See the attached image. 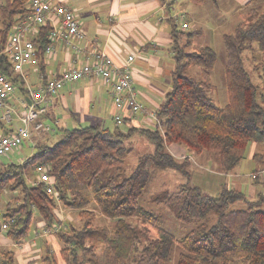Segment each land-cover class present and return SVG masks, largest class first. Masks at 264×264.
Returning <instances> with one entry per match:
<instances>
[{"label":"trees","instance_id":"trees-1","mask_svg":"<svg viewBox=\"0 0 264 264\" xmlns=\"http://www.w3.org/2000/svg\"><path fill=\"white\" fill-rule=\"evenodd\" d=\"M252 2L245 5L244 18L222 35L224 106H218L210 95L215 51L209 45L193 46L194 31L186 32L185 43L179 45L181 33L170 16L175 65L170 88L156 112L159 124L154 129L140 126L127 131L118 127L124 120L112 129L98 124L60 128L54 144H37L38 149L22 163L0 164V199L6 191L18 192L0 207V233L4 231L19 242L36 215L50 226L60 222L57 210L65 207L77 210L79 223L66 218L55 231L63 264H170L175 246L176 264H264L263 196L248 201L242 192L226 186L213 196L189 182L172 192L160 191L157 202L166 204L178 219L194 223L180 238L161 228L159 216L140 203L159 171L169 168L187 174L188 157L173 156L166 149L170 143L185 147L189 153H214L224 172L241 162L250 142L264 143V107L241 55L245 50L252 54L264 84V9ZM28 10L27 0H0V50L16 17ZM51 30L46 22L33 37L43 81L44 48L51 43ZM189 47L192 50L186 52ZM191 64L199 66L198 78L186 72ZM0 70L13 76L20 86L1 53ZM135 133L144 136L153 151L138 156L135 167L125 175L124 155L129 151L125 142ZM253 159L264 164V151L256 152ZM41 163L49 167L60 205L43 185L28 180L30 175L35 177L34 168ZM15 200L20 203L12 206ZM97 214L113 220V225H95ZM132 218L157 228V235L148 236L131 222ZM2 222L7 223L4 230ZM57 263L49 249L40 257V264ZM0 264H14V252L0 249Z\"/></svg>","mask_w":264,"mask_h":264},{"label":"crops","instance_id":"crops-1","mask_svg":"<svg viewBox=\"0 0 264 264\" xmlns=\"http://www.w3.org/2000/svg\"><path fill=\"white\" fill-rule=\"evenodd\" d=\"M58 1L70 7L80 21L85 33L84 44L86 46L89 48L91 45L98 46L105 50L116 63L126 60L129 55L134 56L129 63V68L137 99L148 110L156 112L170 88V73L175 65L173 28L169 27L173 19L169 17L175 12L184 13L188 29L197 35L207 33L205 37H212V34L208 33L215 32L225 21L217 15L216 12L219 11H214L212 14L200 11L201 7H207L206 0ZM208 1H212L214 6H217V0ZM219 1H225L227 6L231 5L232 10L240 14L239 20L244 18L245 5L249 0ZM255 2L256 0L252 4ZM208 39L211 38H206V40ZM70 56L72 55L67 52L61 42H55L54 52L49 58L47 57L46 67L42 73L44 71L46 76L51 77L67 68L71 64ZM49 65L50 68H48ZM26 69L29 74L33 73L38 78L42 76L38 68L36 70L27 65ZM47 108L42 120L51 129L43 131L39 135L31 134L23 141L27 140L28 144L37 146V144H44L45 141L47 143L50 139V132L55 133L60 128H76L93 124L106 127L105 124L112 119L116 111L110 96V85L100 78L79 79L65 85L48 101ZM63 111L66 112L64 115ZM126 114L127 112L124 121L128 122L130 127L149 126L148 121ZM15 118L14 125L18 124L17 115ZM54 123L56 128H54ZM7 125L11 129L14 128V125ZM1 128L3 131H0V135L11 130L6 125H2ZM259 146H261L260 149H264V143L250 142L247 145L244 158L228 172H224L219 167V163L218 166H214L215 170L207 166L204 168L201 163L196 164L197 170L194 172L202 175L206 171L216 177L218 182H215L214 186L215 196L218 195L222 186H226L242 192L246 200L256 201L259 197H264V164H259V161L253 159V155L259 152ZM166 149L178 159L186 156L192 161L194 159L193 155L195 154L189 153L177 143L168 144ZM196 155H202V153H196ZM2 156H0L1 165L4 164ZM26 158H20L19 162L22 163ZM252 175H256V177L253 178ZM236 203L238 206H243L242 201ZM48 227L44 220L37 217L33 231L27 233L19 242L11 240L2 231L0 233V249L14 252V264H40V257L46 249L51 250L53 254L56 247L58 253L60 249L55 233L44 232Z\"/></svg>","mask_w":264,"mask_h":264},{"label":"built area","instance_id":"built-area-1","mask_svg":"<svg viewBox=\"0 0 264 264\" xmlns=\"http://www.w3.org/2000/svg\"><path fill=\"white\" fill-rule=\"evenodd\" d=\"M27 4L28 12L16 17L0 50L1 54L6 55L13 75L18 77L21 86V92L16 96L18 86L13 76L0 70V121L14 125L12 116L14 113H17L18 121L13 129L0 135V156L20 146L31 134L39 135L43 131H49L50 126L42 120V116L48 110V101L65 85L79 79L100 78L110 85L111 100L116 109L112 116L115 125H119L125 119L126 112V115L130 117H136L140 113L146 121L151 120L159 124L156 111L148 110L137 99L129 68L133 55L127 56L121 63H116L105 50L98 46L91 45L90 48L86 46L85 33L80 21L70 7L58 0H27ZM173 18L181 22L184 29L188 28L184 13L175 12ZM46 22L51 25L52 30L51 43L44 48L45 59L47 60V57L53 54L54 43L61 42L67 52L72 55L70 56L71 64L51 77L46 76L44 81L43 76H40L32 87L26 66L30 65L36 70L38 68V48L33 42V37L38 27ZM10 97H14L20 104L23 114H18V109L9 104ZM34 169L36 174L30 182L43 185L46 192L53 195L57 204L60 205V197L54 189L53 177L49 174L48 165L37 164ZM252 176L256 177V175ZM60 211L61 208L57 210L60 222L50 225L44 232L55 233L62 223ZM66 218L70 220L68 215ZM6 227L7 223L2 222L1 229L4 230Z\"/></svg>","mask_w":264,"mask_h":264},{"label":"rangeland","instance_id":"rangeland-1","mask_svg":"<svg viewBox=\"0 0 264 264\" xmlns=\"http://www.w3.org/2000/svg\"><path fill=\"white\" fill-rule=\"evenodd\" d=\"M206 3H207V7H201V10H200L201 12H204L205 14L207 13L212 14L214 11L215 12L219 11V12H216L218 13L217 15L219 16L221 20L224 19L225 21L224 23L221 24V26L215 32L208 33L209 35L212 34V37H208V36L205 37L207 33H204L202 35L195 34L193 38V46H202V45L208 44L215 51L216 60L214 62V65L211 71V82L214 85V87L210 95L213 97L215 103L218 106L222 107L227 102L226 88H225L224 76H223V69H224L226 59H225V51L223 48L222 35L224 33L231 32L233 27L241 20H239L240 14L235 13L232 10V6L231 5L227 6L225 1L220 2L219 0H217V6H214L212 1L206 0ZM255 4L258 5L260 8L264 9V2H262V0H256ZM211 8H213L214 10ZM174 23H175L176 31L178 33H181L178 36L179 39L177 43L179 45H182L185 43L186 32H189L190 30L188 28L184 29L181 25V22L174 21ZM174 23L172 22L171 25L169 24V27L172 28ZM206 38H211V39L206 40ZM191 50L192 48L189 47L185 51L190 52ZM241 55H242V60H243V65H244L245 70L248 72L251 81L257 86V89H258L257 92L259 94V99H258L259 103L264 107V84L262 82L261 71L259 69H255L254 64L256 63V61L249 51L245 50L241 53ZM185 59L186 57L183 58V61ZM48 68H50V65L48 66ZM27 72L29 73L28 70ZM186 72H188L190 76L194 78H198L199 77V66L196 64H191ZM37 78L38 76H36L33 73L29 75V83L31 84L32 87L34 86L33 83L34 81L37 80ZM20 90L21 89L18 87L15 92L16 96L20 94L21 92ZM8 102L9 104L15 106L18 109V114H23V110L21 109L20 104H18L15 101L14 97H10ZM65 113L66 112L63 111V115ZM16 115L17 113H14L12 115L13 120L16 119L15 118ZM135 118L145 120L143 115L140 113L137 114ZM147 123L149 124L148 126L149 128L154 129L156 126L155 121L150 120ZM1 124L6 125L8 129H11V127L7 125V123L1 122ZM1 124H0V131H3L1 128L2 126ZM105 126L112 129L116 125L113 119H111L105 124ZM56 127L57 126H55V123H54V128ZM118 127L120 130L127 131L130 125L128 122L123 121V123L119 125ZM60 132H61L60 130H57L55 133L50 132L49 134L50 139L47 143L45 141L44 144H49V145L54 144V142H56L58 138L60 137ZM31 143L33 142L31 141ZM21 144L22 146L20 145L17 148H13L12 150H10L8 153L5 154L6 156L1 157L5 165L18 164L20 163L19 162L20 158H26L28 156H31L38 149L34 144L32 145L28 144L27 140L23 141ZM125 145L129 149V151L124 155L125 165L123 167V172L125 173V175H128L131 172V170L135 167L138 156L144 153L152 152L153 145L144 136L138 133L133 134L130 137V139L125 142ZM260 147L261 146H259L258 151L263 152L264 149L262 148L260 149ZM192 154H195L193 155L194 157L193 161L192 159L190 160L189 158H186L187 161L185 163L188 164L186 166V170H188L187 174L180 173L174 169H169V168L159 171L154 181L149 185V187L143 194V197L140 201L141 205H143L144 207H146L147 209L151 210L152 212H154L155 214L159 216L161 228L172 233L175 236V238H180L183 235H185L193 227L194 223H187V222H184L178 219L166 204H164L163 202H157L156 197L160 195L159 192L160 191L172 192L176 190L178 185L185 183V182H189L190 184L197 186L205 194H209L213 196L216 194L215 187H214L215 182H218L216 177L210 175L206 171H205V174H202V175L194 171L197 170L196 164H199V163H201L204 166V168H206L207 166L215 170L214 166H218L217 156L214 153L208 152V151L202 152V155H196V153H192ZM261 163H262V160L259 161V164ZM32 179H33V175H30L28 177V180L31 181ZM17 193L18 192L6 191L0 199V207L1 206L3 207L8 202L10 196H12L13 194L17 195ZM10 200H13L12 197ZM19 203L20 201L15 200L12 202V206H16ZM66 215H68L70 220L73 219L74 223L76 221H78L77 223H79L78 216H77V210L63 207L61 211L59 212V216L62 218V222L64 221V223L66 222L65 221ZM37 216L38 215L35 216V220L31 223L28 233H31L33 231ZM113 222H114L113 220H110L108 218L101 216L100 214H97L94 224L112 226ZM131 222L134 223L143 232H145L148 236L152 237V236L157 235L158 229L153 227L152 225L143 223L139 219H133V218L131 219ZM77 227H79V225H77ZM177 249H178L177 246H175L172 252V255H171L170 264H176L177 262V253H178ZM57 253L58 251L56 247L54 255L56 254L55 257L58 262L57 264H63V261L60 258V254L59 253L57 254Z\"/></svg>","mask_w":264,"mask_h":264},{"label":"water","instance_id":"water-1","mask_svg":"<svg viewBox=\"0 0 264 264\" xmlns=\"http://www.w3.org/2000/svg\"><path fill=\"white\" fill-rule=\"evenodd\" d=\"M26 101H27V102H29V99H28V98H26Z\"/></svg>","mask_w":264,"mask_h":264}]
</instances>
